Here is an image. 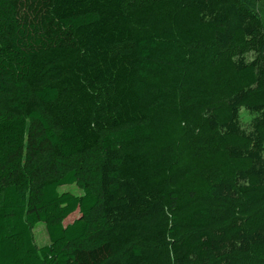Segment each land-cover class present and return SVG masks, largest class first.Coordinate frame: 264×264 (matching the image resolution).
<instances>
[{"label": "trees", "instance_id": "trees-1", "mask_svg": "<svg viewBox=\"0 0 264 264\" xmlns=\"http://www.w3.org/2000/svg\"><path fill=\"white\" fill-rule=\"evenodd\" d=\"M260 30L243 0H0V264H264Z\"/></svg>", "mask_w": 264, "mask_h": 264}, {"label": "rangeland", "instance_id": "rangeland-1", "mask_svg": "<svg viewBox=\"0 0 264 264\" xmlns=\"http://www.w3.org/2000/svg\"><path fill=\"white\" fill-rule=\"evenodd\" d=\"M244 3L254 12L257 14L260 20V35L261 39L253 40L248 45L245 55L247 59H253L256 57H263L264 56V0H243ZM251 120V116L247 114L245 111L240 112V122L243 127H247ZM29 142L24 143L23 155H27L29 153L28 148ZM41 147H37L40 149ZM44 151H42V154ZM59 192H67L74 195L80 194L79 189L77 186H65L59 189ZM78 214L71 215L66 221L70 222L77 217ZM31 234L33 238V243L37 248L47 245L48 237L45 231V228L42 224H37L34 228L31 229Z\"/></svg>", "mask_w": 264, "mask_h": 264}]
</instances>
